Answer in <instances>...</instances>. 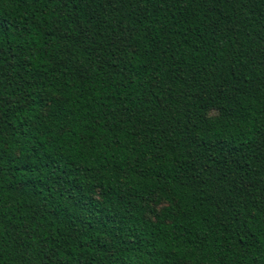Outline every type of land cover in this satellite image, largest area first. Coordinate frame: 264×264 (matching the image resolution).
<instances>
[{
    "label": "trees",
    "instance_id": "obj_1",
    "mask_svg": "<svg viewBox=\"0 0 264 264\" xmlns=\"http://www.w3.org/2000/svg\"><path fill=\"white\" fill-rule=\"evenodd\" d=\"M0 264H264V0H0Z\"/></svg>",
    "mask_w": 264,
    "mask_h": 264
}]
</instances>
